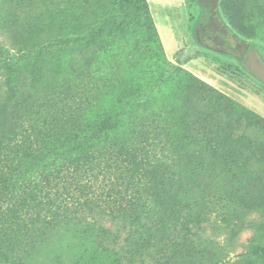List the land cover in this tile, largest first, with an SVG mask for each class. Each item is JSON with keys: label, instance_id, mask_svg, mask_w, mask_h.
Here are the masks:
<instances>
[{"label": "rangeland", "instance_id": "rangeland-1", "mask_svg": "<svg viewBox=\"0 0 264 264\" xmlns=\"http://www.w3.org/2000/svg\"><path fill=\"white\" fill-rule=\"evenodd\" d=\"M186 1L146 0L152 26L133 0H23L21 6L0 0V13L4 7L15 13L11 22L0 15V140L14 138V144L29 127L32 110L42 117L57 114L56 136L43 161L20 163L15 180L24 185L48 173L54 178L72 173L77 181V173L90 171L91 177L79 182L89 181L99 192L103 173L116 178L110 153L140 147L134 128L147 116L140 104L150 103L163 152L176 156L171 180L179 192L174 194L202 195L195 212L201 210L204 221H187L208 228L203 237L212 258L204 255L202 264H264V256L255 253L264 248V130L237 116L243 109L264 121V85L243 70L238 51L223 42L221 24L212 25L208 41L218 52L207 48V38L200 39L203 46L194 42L199 8ZM228 2L236 23L245 20L242 32L234 27L244 43L239 44L264 52V0H221V8ZM225 15L222 8L228 21ZM29 25L37 38L15 48L24 28V34H33ZM218 96L224 99L219 102ZM221 122L234 128L223 130ZM100 125L107 126V136L82 145V136L96 137ZM210 137L212 145L218 141L222 147L213 150ZM206 181L217 200L201 192ZM12 192L16 203L22 191ZM168 203L161 196L170 221L176 214ZM83 231L75 221L57 224L43 237L40 256L53 253L55 244L74 249L77 238L86 241Z\"/></svg>", "mask_w": 264, "mask_h": 264}, {"label": "trees", "instance_id": "trees-1", "mask_svg": "<svg viewBox=\"0 0 264 264\" xmlns=\"http://www.w3.org/2000/svg\"><path fill=\"white\" fill-rule=\"evenodd\" d=\"M3 2L5 6L16 2L18 6L23 4V0ZM211 3V0L206 3L193 0L199 8V16L192 29L194 42L202 45L200 39L207 38V48L218 52L215 44L208 43L214 33L212 25L216 22L222 26L223 42L228 43L229 49L238 51L239 43L243 42L234 27L242 32L240 25L245 20L236 23L231 2L222 7L228 21L222 16L221 0H216L212 6ZM133 6L137 12L146 15L153 26L146 0H133ZM14 9L17 10V5ZM2 11L3 21L11 22L15 13H8L5 7ZM30 28L33 34H24L28 30L24 28L14 41L15 48L37 38L36 31ZM234 40L236 42L230 45ZM246 45L258 50L251 43ZM258 52L264 61V52L260 49ZM217 98L221 102L222 97ZM140 108L147 114L145 119H137L134 128L139 140L137 146L140 147L132 153L121 148L110 153L109 161H112L116 178L102 174L105 182L102 181L104 184L101 183L99 192L103 194H99L89 181L79 182L81 176L91 177L90 171L77 173V181L72 173L58 178L48 173L38 183L29 180L24 185L15 180L20 163L43 161L42 154L47 152V146L56 136L52 124L56 122L57 114L42 117L39 110H32L29 127L19 133L14 144L11 142L14 138L8 142L0 140V264H180L176 262L179 259L189 260L188 264H202L204 255L212 258L211 249L203 237L208 228L200 230L197 225L187 223L198 219L200 224L204 221L201 210L195 212L201 206L202 195L198 193L196 196L200 198H190L174 194L179 192L178 183L171 180L176 156L168 150L163 152V134L157 129V118L150 103L142 102ZM237 116L247 118L251 124L264 130V121L245 110L239 109ZM220 125L221 129L229 132L234 128L229 122H221ZM107 134V126L100 125L96 137L84 135L79 140L82 138V145H89L97 136L104 138ZM206 141L210 145L213 143L211 137ZM220 144L217 141L212 149H220ZM235 153L230 152L233 156ZM199 168L204 172V164H199ZM13 190L22 191L16 203L12 202L15 200ZM203 191L207 197L218 199L211 182L206 181ZM161 196L169 199L167 209L176 214L173 220H168L166 209L161 207ZM66 221L78 222L84 228L82 234L86 235V241L77 238L74 249L73 244H55L54 252L43 259L39 252L43 237L57 224ZM255 253L264 256V248Z\"/></svg>", "mask_w": 264, "mask_h": 264}, {"label": "water", "instance_id": "water-1", "mask_svg": "<svg viewBox=\"0 0 264 264\" xmlns=\"http://www.w3.org/2000/svg\"><path fill=\"white\" fill-rule=\"evenodd\" d=\"M207 2L208 0H201ZM234 43V41H232ZM240 58L243 61L242 68L256 80L264 84V61L256 48L239 44Z\"/></svg>", "mask_w": 264, "mask_h": 264}, {"label": "flooded vegetation", "instance_id": "flooded-vegetation-1", "mask_svg": "<svg viewBox=\"0 0 264 264\" xmlns=\"http://www.w3.org/2000/svg\"><path fill=\"white\" fill-rule=\"evenodd\" d=\"M239 46V45H238ZM249 47V46H248ZM238 48V47H237ZM239 51V50H238ZM239 56H240V54H239ZM240 61H241V63H243V61L241 60V58H240Z\"/></svg>", "mask_w": 264, "mask_h": 264}]
</instances>
